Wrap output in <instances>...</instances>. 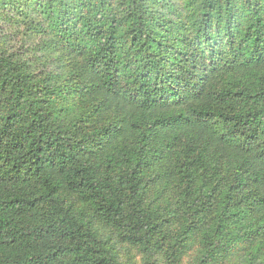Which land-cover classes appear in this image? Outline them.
<instances>
[{
	"label": "trees",
	"instance_id": "16d2710c",
	"mask_svg": "<svg viewBox=\"0 0 264 264\" xmlns=\"http://www.w3.org/2000/svg\"><path fill=\"white\" fill-rule=\"evenodd\" d=\"M9 8L41 44L0 35V264H123L102 230L264 264V0Z\"/></svg>",
	"mask_w": 264,
	"mask_h": 264
},
{
	"label": "rangeland",
	"instance_id": "374dc122",
	"mask_svg": "<svg viewBox=\"0 0 264 264\" xmlns=\"http://www.w3.org/2000/svg\"><path fill=\"white\" fill-rule=\"evenodd\" d=\"M162 2V1H161ZM4 19L7 20H0V35L9 43L15 44L18 43V41H25V39L30 42L33 41L36 44H41L40 37L38 35H32L30 32L27 31V29H30L29 22L24 21L21 26L18 25L17 22L20 17L14 16L12 18L13 21H10L9 18L14 15V10H11L10 8L7 9L5 12ZM16 19V20H15ZM34 37V38H33ZM33 38V39H32ZM38 55L42 56L40 58V63H46V64H52L57 54H48L44 55L41 53H37ZM37 55V58H38ZM40 69H43L41 66ZM99 234L101 235L102 239L106 242L107 246L116 253L118 256V260L123 264H147L146 263V256L143 255L141 252H139L137 249L131 248L130 246L126 244H121L118 241V238H116L112 233L109 231H99ZM158 258V263H163L161 255L156 256Z\"/></svg>",
	"mask_w": 264,
	"mask_h": 264
}]
</instances>
